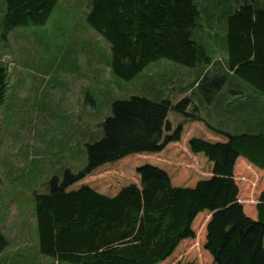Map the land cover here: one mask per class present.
I'll return each mask as SVG.
<instances>
[{
	"label": "trees",
	"instance_id": "16d2710c",
	"mask_svg": "<svg viewBox=\"0 0 264 264\" xmlns=\"http://www.w3.org/2000/svg\"><path fill=\"white\" fill-rule=\"evenodd\" d=\"M58 3L6 0L1 36L45 24ZM235 3L221 15L227 69L264 95V1ZM201 10L197 0H91L86 20L109 42L112 72L131 80L163 58L209 67L193 37ZM209 75L160 102H113L86 166L34 194L43 254L75 264H264V128L211 125L195 101ZM10 76L0 62V105ZM9 246L0 222V253Z\"/></svg>",
	"mask_w": 264,
	"mask_h": 264
},
{
	"label": "rangeland",
	"instance_id": "374dc122",
	"mask_svg": "<svg viewBox=\"0 0 264 264\" xmlns=\"http://www.w3.org/2000/svg\"><path fill=\"white\" fill-rule=\"evenodd\" d=\"M197 1L201 25L193 37L208 48L210 66L163 58L124 80L110 68L109 42L86 20L91 0H59L45 24L16 27L4 37L6 0H1L0 62L11 76L7 100L0 105V222L10 239L0 264H75L41 252L34 194L52 177L62 179L66 171L78 173L86 166L87 145L104 136L103 122L112 115L114 101L140 96L160 102L173 88L196 80L198 85L210 72L209 81L196 91L202 116L232 134L258 132L247 127L236 108L263 107L264 95L227 69L229 55L222 44L221 15L235 0ZM222 76L226 83L219 88ZM234 94L241 97L232 101ZM226 97L228 103L220 102Z\"/></svg>",
	"mask_w": 264,
	"mask_h": 264
},
{
	"label": "crops",
	"instance_id": "0c3cea01",
	"mask_svg": "<svg viewBox=\"0 0 264 264\" xmlns=\"http://www.w3.org/2000/svg\"><path fill=\"white\" fill-rule=\"evenodd\" d=\"M251 97L260 98V97H257L256 94H253ZM238 99L236 98L232 101H237ZM229 101H230L229 98H227V100L226 98H224L222 102L228 103ZM236 110L243 115L241 119L246 123L247 127L254 128V129L264 128V106L259 107L256 104H251L249 108L247 109L243 107V105H238ZM246 112L252 113V116L249 118L244 117ZM255 112H258V114L255 115L254 114Z\"/></svg>",
	"mask_w": 264,
	"mask_h": 264
}]
</instances>
